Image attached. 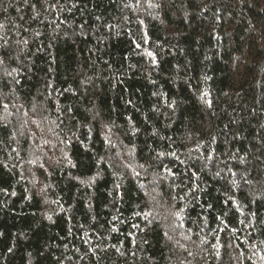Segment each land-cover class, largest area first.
I'll use <instances>...</instances> for the list:
<instances>
[{"label": "trees", "instance_id": "1", "mask_svg": "<svg viewBox=\"0 0 264 264\" xmlns=\"http://www.w3.org/2000/svg\"><path fill=\"white\" fill-rule=\"evenodd\" d=\"M0 264H264V0H0Z\"/></svg>", "mask_w": 264, "mask_h": 264}, {"label": "rangeland", "instance_id": "2", "mask_svg": "<svg viewBox=\"0 0 264 264\" xmlns=\"http://www.w3.org/2000/svg\"><path fill=\"white\" fill-rule=\"evenodd\" d=\"M48 128V127H47ZM47 128H43V127H39V138L35 139L32 144L34 143L35 145V149H34V155L36 157V159L38 160L35 161L36 163L33 165H38L39 168H42V166H44V164L41 163L42 158L45 160H47L48 162H53L54 159H52L53 157H55V159H59L61 151H60V147L59 146H53L54 143L53 141V135L51 134L50 137V131Z\"/></svg>", "mask_w": 264, "mask_h": 264}, {"label": "snow or ice", "instance_id": "3", "mask_svg": "<svg viewBox=\"0 0 264 264\" xmlns=\"http://www.w3.org/2000/svg\"><path fill=\"white\" fill-rule=\"evenodd\" d=\"M149 55H151V53H149ZM5 107H7V105H5Z\"/></svg>", "mask_w": 264, "mask_h": 264}]
</instances>
